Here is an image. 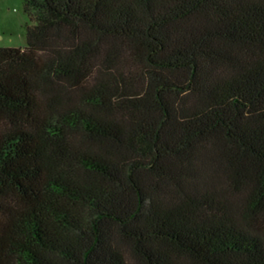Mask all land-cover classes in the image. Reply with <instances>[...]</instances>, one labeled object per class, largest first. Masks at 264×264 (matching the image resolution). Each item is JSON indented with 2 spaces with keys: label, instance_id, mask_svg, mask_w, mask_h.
<instances>
[{
  "label": "trees",
  "instance_id": "obj_1",
  "mask_svg": "<svg viewBox=\"0 0 264 264\" xmlns=\"http://www.w3.org/2000/svg\"><path fill=\"white\" fill-rule=\"evenodd\" d=\"M0 47V264H264V0H27Z\"/></svg>",
  "mask_w": 264,
  "mask_h": 264
},
{
  "label": "rangeland",
  "instance_id": "obj_2",
  "mask_svg": "<svg viewBox=\"0 0 264 264\" xmlns=\"http://www.w3.org/2000/svg\"><path fill=\"white\" fill-rule=\"evenodd\" d=\"M27 0H0V47L26 46Z\"/></svg>",
  "mask_w": 264,
  "mask_h": 264
}]
</instances>
